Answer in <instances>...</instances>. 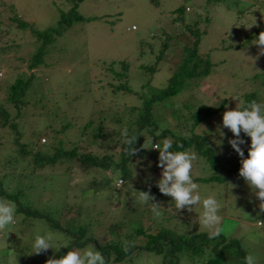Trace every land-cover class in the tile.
<instances>
[{
    "label": "rangeland",
    "instance_id": "obj_1",
    "mask_svg": "<svg viewBox=\"0 0 264 264\" xmlns=\"http://www.w3.org/2000/svg\"><path fill=\"white\" fill-rule=\"evenodd\" d=\"M4 1L13 3L17 13L39 30L55 27L61 15H67L70 8L66 0H0V5ZM156 1L78 2L77 13L87 18L65 26L60 35L55 36L46 47L37 68L32 69L35 75L30 94L32 97L40 96V101L34 108L27 107V115L23 116L26 122L19 125L21 142L36 143L37 137L32 135L38 136L41 132L38 141L49 145L52 140H49L48 135L66 126L65 133L60 132L58 136L68 143L65 145L67 147V140L81 138L82 125L90 117L92 109L110 106L111 113L122 114L124 106L127 111L131 105H140L141 99L137 97V93L150 96L152 91L166 84L173 65L181 61L184 53H181L180 44L193 39L185 29V24H192V15L198 12L201 18L199 28L203 31L198 51H208L214 65L195 85L186 86L169 100L154 104L157 127L152 133L149 130L142 131L145 136L142 150L128 164L130 178H124L120 188L116 187L121 178L117 169L98 168L82 172L73 167L69 169L66 162L34 169L30 174L23 167L22 172L25 173L18 175L20 166L25 162L16 161L17 145L11 144L8 129H0V143L3 142L6 149L0 154V177H4V186L8 189H21L24 202L38 210L52 212L65 205L70 208L69 212L76 213L80 208L79 220L90 226L88 234L101 244L108 239L130 241L128 236L141 224L149 231H155L158 225H163L184 234L208 232L198 221V216L203 211L202 204L192 212H178L172 198L158 191L157 181L161 178L162 169L157 166L159 151L151 147H155L157 143L162 145L165 138L171 139L170 135L162 139L157 137L163 129L188 135L190 113L196 107L203 103L216 107L225 99L220 110L194 129L207 138L210 146L222 158L234 160L236 152L229 140L235 137L222 126L223 113L235 109L244 93L250 91L257 93L259 103H264V84L261 82L264 77V55L256 58L260 49L254 44L259 34L264 32V0H221L218 3H207L206 0ZM180 5L190 8H185L184 22L175 19L177 13L174 9ZM238 8L243 11L237 12ZM205 15L207 19L203 17ZM257 27L259 34L254 39L233 46L254 35ZM15 31L13 35L15 39L19 38V44H11L12 38L9 35L0 40V47L4 45L0 48V98L4 96V86L12 82L16 72H31L26 67L27 61L39 43L30 29L23 30L22 33L17 29ZM166 32L173 38L169 40L163 57L157 62V69L149 73L141 65L155 63L164 35L162 33ZM119 60L128 64L127 84L133 92L112 91V84L118 81L114 79L109 66L111 62L116 64ZM147 80L149 83L145 87ZM105 123L104 137L91 139L87 135L85 139L83 136L84 140L78 143L79 153H111L118 160L121 129L119 125ZM161 125H164L163 129ZM89 130L93 132L92 125L87 131ZM41 138H45V142ZM241 138L245 143L240 147H248L246 141L251 143L250 137L241 132ZM197 156L192 178L200 186L202 199L214 194L221 203L222 233L227 238L238 239L247 255H256L258 264H264V212L259 209L260 201L239 174L224 182L198 180L197 178L210 176L213 170L204 157L199 154ZM93 178L96 181L108 178L109 182L103 187L99 184L95 186ZM29 184L31 188H28ZM231 185L236 187L231 188ZM149 188L155 202L162 205L164 214L159 219L153 216L150 204L139 201L138 191H149ZM119 221L122 223L120 233L110 234L107 226ZM8 231L11 232L7 235ZM48 232L54 236L53 249L39 255L33 254L36 235ZM3 240L8 249L0 250V264H19V260L46 264L42 262L43 259L53 258L58 247L61 251L68 237L63 232L48 227L42 218L25 217L22 213H16V223L9 225L5 232H0V241ZM144 240L142 237L140 243ZM89 245L94 244L89 243L81 248L72 247L68 251L83 250ZM206 257V254L199 257L182 252L177 263L167 264H199ZM162 261V256L144 250L134 251L122 261L107 264H162Z\"/></svg>",
    "mask_w": 264,
    "mask_h": 264
},
{
    "label": "trees",
    "instance_id": "obj_2",
    "mask_svg": "<svg viewBox=\"0 0 264 264\" xmlns=\"http://www.w3.org/2000/svg\"><path fill=\"white\" fill-rule=\"evenodd\" d=\"M66 1L70 4L67 15H65L66 13H63L55 27H48L44 30L35 28L32 22L23 19L21 15L17 13L13 3H9L8 1L1 3L0 40L9 35L12 38L11 44H19V38L15 39V35H13L16 32L15 29L19 30L21 33L23 30L30 29L31 34L36 37V40L39 43L36 45L35 50L27 61L26 67L30 69L31 72L28 74L22 71L16 72L15 75H13L12 82L4 86V96L2 95L3 97L0 98V129L9 130L7 133L10 136L11 144L17 145L15 151L17 154V157H15L16 161L20 160L25 162L24 165L22 164L20 166L21 171L17 172V174L19 173L18 175L25 173L24 171L22 172L23 167L28 170L27 174H30L31 170H38L42 167L48 166L52 167L57 163L60 164L66 162L65 164L69 169H72L73 167L78 171L88 172L94 171L98 168H112L119 170L122 179L130 178L128 164L136 154L142 150V143L145 141V136L142 135V131L149 130V132L152 133L158 124L153 112L154 104L169 100L171 97L177 95L183 88H186V86L190 87L192 84L195 85L199 79L205 77L211 71L212 66L214 65L210 59L208 51H198L200 36L203 33L199 28V22L201 21L200 14L198 12L193 13V23L185 24V29L190 32L193 39L191 42L186 40L183 44H180L181 53H184V55L178 64L173 65L171 75L167 78L166 84L159 87L157 90L152 91L150 96L137 93V97L141 99L140 105H131L129 109L127 108V111L124 106V109L121 110L124 115L111 113L110 106L92 109L90 117L82 125L83 129L81 128L80 131L81 138L74 141L67 140L69 142L67 147L65 145L68 143L58 136L60 132V134L65 133L66 126H63L48 135L49 140H52L50 145L49 143L40 144L38 140L41 132L38 136L32 135L37 137L35 139L36 143L30 144L28 142H21L20 137L22 132L19 129V125L26 122V118L23 117L27 113L26 109L27 107L34 108L38 104V101H40L38 98L40 96L32 97L30 94V89L33 87L32 85L34 82L33 77L35 75L32 69L37 68L46 52V47L55 39V36L60 35L65 26L70 25L73 21L84 20L87 18L83 17V15L76 11L77 3L81 0ZM152 1L157 2L156 0ZM211 1L212 3H218L221 0H206L207 3ZM185 8H189V6L180 5L174 9V12L177 13L175 14V19L184 22ZM188 10H190V8ZM241 11H243V9H237V12ZM203 17L207 19L206 15ZM21 33L19 37L21 36ZM162 34L164 35L161 38L160 48L155 63L145 66L141 65V67H145L149 73H153L157 69V62L161 60L168 46L169 40L173 38L167 32ZM253 34L254 35L248 36L245 40L233 44V46H239L240 44H245L251 39H254V36L259 34L258 27L254 29ZM177 39L178 36L175 40ZM3 47L4 45L0 48ZM110 64L109 68L111 69V73L114 79L118 81L116 84H112V91H121L123 93L129 91L133 92L127 84V62L119 60L116 64H113V62ZM116 65H118V68L115 69ZM261 82L264 84V77ZM148 83L147 80L144 84L145 87H147L146 84ZM253 100L258 103L260 102L257 93L250 91L244 93L241 101L250 103ZM224 103L225 99L221 100L220 104L216 107H211L205 103L196 107L193 112L190 113L191 122L189 128L190 133L188 135H183L181 133L175 134L169 129H163L157 136L161 139L167 135L171 136L173 147L170 151L175 152L192 149L194 152L204 157L210 168L213 170V173L208 177L197 178L203 182H224L227 178L239 174V169L242 166L240 163L241 157L238 153H236V159L234 160L222 158V156L215 151L216 149L210 146L207 138L202 133H197L196 129H194L199 123L205 121L214 115L216 111L220 110L224 106ZM105 122L119 125L121 133L124 128H127L129 136H138L136 144H125L122 142V137L120 136L118 139V160H115L111 153H103L101 155L89 151L79 153L78 143L84 140V138L86 139L87 135L90 136L91 139H101L104 137L105 133L103 130L106 127ZM91 125L93 132L90 130L87 131ZM31 132L33 133V131ZM83 136L84 138H82ZM43 142H45V138ZM246 142L249 146L242 147L244 158H247L248 150L251 145L249 141ZM46 145L49 146L46 147ZM179 145H183V147H179ZM134 147L138 151L131 156L129 154L130 148ZM5 150L3 142L0 143V154ZM3 175L5 176L6 174L4 173ZM3 178V176L0 177V199L14 202L17 210L16 213H22L25 217L42 218L47 223L48 227L59 230L68 237L66 243L67 248L58 251L53 257L55 259H59L66 255L67 251L72 247L81 248L86 244L92 243L94 244L95 249L99 250L105 256L107 263L119 262L134 251L140 252L146 250L162 256L164 260L162 261V264H167V262L177 263L179 255L182 252H185L187 255L199 257L206 254L207 257L199 264H245V256L247 254L241 247L239 240L235 238H227L223 233L217 238L209 239L208 232L184 234L177 232L172 228L164 227L163 225H158V228L155 229V231H149L141 224L140 226L135 227L128 236L130 241L134 242V247H132L129 252L124 251L123 242L119 239H108L105 243L101 244L95 237L88 234L90 226L79 220L80 208L76 213L69 212L68 210L70 208L65 207L64 204L63 207L56 208V210L52 212L38 210L24 202V199H22L24 194H22L21 189H8V187L4 186ZM108 182V178L103 180L100 179L99 181H96V179L93 178V184L96 183L95 186L99 184L103 187L104 185H107ZM30 185L31 184H29L28 188L32 187ZM257 223L260 222L258 221ZM121 224V221L109 224L107 226L108 232L110 234L118 235L120 233ZM133 235L134 237H131ZM142 237L145 238V240L143 243H140ZM25 249L27 248L25 247ZM15 251L18 252V250ZM48 259L49 257H46L42 262H46ZM18 263L33 264L31 261L27 260H19Z\"/></svg>",
    "mask_w": 264,
    "mask_h": 264
},
{
    "label": "clouds",
    "instance_id": "obj_3",
    "mask_svg": "<svg viewBox=\"0 0 264 264\" xmlns=\"http://www.w3.org/2000/svg\"><path fill=\"white\" fill-rule=\"evenodd\" d=\"M254 44L259 46L260 50L256 57L259 58L260 55H264V32L259 34ZM222 126L230 130L235 137L229 140V144L241 157L242 166L239 169V176L253 190L260 201L259 209L264 212V103H258L255 100L250 103L239 101L235 109L226 110L223 113ZM163 127L164 125H161L162 129ZM241 132L251 140L247 158H244V151L240 147L245 143L241 138ZM121 137L122 142L127 145L136 144L138 138L136 135L129 136L127 128L122 130ZM172 147L173 141L170 138H165L162 145L157 143L155 147H151L159 151L157 166L162 169V173L157 181V187L160 193L172 198L178 212L181 210L192 212L202 204L203 211L198 216L199 223L208 230L209 239L219 237L224 231L221 227L223 217L220 215L222 205L214 194L202 199L199 193L200 186L193 181L192 170L194 162L198 159L197 154L192 149L173 152L170 151ZM137 151L135 147L130 148L129 154L132 156ZM122 185L123 179L121 178L116 183V187L120 188ZM234 187L236 185H231V188ZM138 192L139 201L143 204H150L153 216L157 219L161 218L164 214L162 205L155 202V197L150 194V188L149 191ZM16 212L13 202L0 199V232H5L9 225L16 223ZM9 232L11 231H8L7 235ZM53 240L54 236L51 232L44 235L37 234L33 244V254L39 255L53 249ZM62 247L67 248V245ZM132 247H134V242H123L125 252H129ZM4 249H8L5 240L0 241V250ZM59 249L60 247L56 251ZM46 264H107V261L94 245H89L83 250L68 251L59 259L49 258ZM245 264H258V257L249 253L245 256Z\"/></svg>",
    "mask_w": 264,
    "mask_h": 264
},
{
    "label": "built area",
    "instance_id": "obj_4",
    "mask_svg": "<svg viewBox=\"0 0 264 264\" xmlns=\"http://www.w3.org/2000/svg\"><path fill=\"white\" fill-rule=\"evenodd\" d=\"M41 140L44 141V138H41ZM119 180H120V179H119ZM119 180H118V181H119Z\"/></svg>",
    "mask_w": 264,
    "mask_h": 264
}]
</instances>
